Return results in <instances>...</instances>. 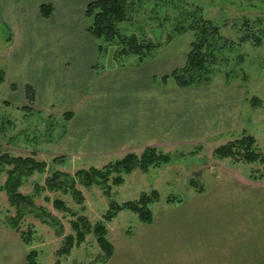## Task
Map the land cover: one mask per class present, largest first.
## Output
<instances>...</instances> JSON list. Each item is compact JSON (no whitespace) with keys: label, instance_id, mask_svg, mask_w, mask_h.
I'll return each instance as SVG.
<instances>
[{"label":"crops","instance_id":"1","mask_svg":"<svg viewBox=\"0 0 264 264\" xmlns=\"http://www.w3.org/2000/svg\"><path fill=\"white\" fill-rule=\"evenodd\" d=\"M90 1L0 0V21L14 29L1 55L5 100L25 104L29 85L42 113L74 112L56 131L55 154L105 163L149 147L215 142L240 126L245 89L158 83L181 66L175 59L96 76L95 43L81 16ZM43 3L54 5L49 19L40 13ZM255 184L219 182L165 210L132 236L113 239L109 264H264V182ZM7 244L0 240V264H19Z\"/></svg>","mask_w":264,"mask_h":264},{"label":"rangeland","instance_id":"2","mask_svg":"<svg viewBox=\"0 0 264 264\" xmlns=\"http://www.w3.org/2000/svg\"><path fill=\"white\" fill-rule=\"evenodd\" d=\"M9 3L13 9L12 3L10 1ZM197 6L202 8L201 11L206 18L220 25L224 36V41L221 42L223 49L216 57L217 63L212 82L234 84L245 89L246 98L240 126L215 142V139H211L198 144L187 143L158 148L164 153L173 154L171 162L152 166L147 171L135 168L125 175L123 184L114 185L112 196L119 204L138 200L143 192L151 193L153 190L158 191L160 198L151 205L154 217L151 223L142 222L139 215L130 210L121 211L107 223L108 236L112 243L113 239L117 240L116 237L124 233L129 237L132 236L136 228L153 224L156 216L165 210L177 208L194 195L205 194L219 182L243 183L248 186L264 182V164L229 158L217 159L213 156L217 148L241 137L244 132L255 136L257 149L264 154V0H143L141 5L137 2L135 11L132 12L133 22H124L121 26L125 33L135 32L142 38L146 37L161 43L155 55L143 63L134 55L121 58L114 55L117 50L116 45H110L107 51L97 53V43L88 34L95 43L96 61L99 65L94 73L96 76L112 74L115 70H133L154 62L174 59L176 66H182L195 40L194 31L188 30L176 34L170 41L166 39L168 34L172 33L176 20L187 12H193ZM84 10L86 11V8ZM81 16L86 17L83 12ZM248 32L261 37V43H257L255 37L243 40L242 37ZM10 36L11 39L14 37L13 27L0 21V71L6 68V61L1 55L10 48L13 41L8 40ZM168 80L171 84L176 83L173 77H169ZM157 81L163 83L165 80L160 76ZM2 85H0V151H9L14 156L36 154L39 160L46 161L50 166L46 173H35L28 178L21 188L23 193H32L36 182L44 184L45 178L53 170L74 173L82 168H101L110 163V161L102 163L97 160L61 159L62 156L54 153V140L58 138L56 131L61 127L65 128V123L68 126V120L53 113H42L36 106L35 94L32 98L33 102H30L31 99L26 95L23 105L7 102L1 93L5 91ZM255 96L260 102H251V98ZM6 180L7 173L3 172L0 175V187ZM193 182L198 183L197 186L192 185ZM203 186L206 190L199 193L197 190ZM80 189L85 199L83 204H79L70 193L61 191L42 193L36 200L37 204L52 214L51 216L59 224L54 226L43 223L33 214L28 213L21 221L18 232L17 227L12 228L9 224V219L17 215L16 208L10 204L6 192L0 189V240L3 239L6 244L8 242V247H14L13 255L19 264H21L20 257L22 264H28L26 257L34 250L38 253V264L106 263V260L102 261L104 252L94 234H89L86 241L74 247L69 255L59 254L63 236H59L56 232L62 225L63 235L72 233V220L77 216L56 209L53 206L55 198L63 199L71 210L78 215L86 216L93 224L103 221L104 215L110 208L109 198L100 187L80 186ZM219 205L220 203L214 207ZM224 208H232V206L224 205ZM52 217H49V220ZM30 227L34 228L33 240L24 243L21 234ZM10 251L13 249L10 248Z\"/></svg>","mask_w":264,"mask_h":264},{"label":"trees","instance_id":"3","mask_svg":"<svg viewBox=\"0 0 264 264\" xmlns=\"http://www.w3.org/2000/svg\"><path fill=\"white\" fill-rule=\"evenodd\" d=\"M137 2L141 5L143 0H92L87 4L85 11L86 30L97 43V53H103L107 51L108 46L116 45L117 50L114 55L121 58L134 55L139 62L143 63L155 55L161 43L146 37L142 38L135 32L125 33L121 26L124 22H133L131 20L132 12L135 11ZM54 10L52 3H43L40 6L41 15L47 19L54 15ZM201 10L202 8L197 6L193 12H187L180 16L173 25L172 33L168 34L166 39V41H170L176 34H182L188 30L195 33V40L191 44V50L185 58V63L175 68L171 73L162 76L165 81L169 77H173L179 88L210 86L213 83V74H215L216 57L223 49L221 42L224 41V36L220 25L206 18ZM254 37L257 43H261V37L256 36L254 33L248 32L242 39L246 40ZM10 39L11 36L8 40ZM98 68L99 65L96 61L94 70H98ZM5 74V70L0 71V85L5 82ZM27 95L31 99L28 100L33 102L34 92L29 85L27 86ZM255 101L260 102V99L256 96L251 98V102L254 103ZM73 115L74 112L69 110L64 114V117L69 121ZM256 145L257 139L255 136L244 132L241 137L232 139L217 148L213 152V156L217 159L229 158L247 163L260 162L264 164V154L257 149ZM60 158L64 159L63 157ZM172 159V153H164L156 147H149L141 154L129 152L123 158L110 162L101 168H82L74 173L57 169L45 178L44 184L36 182L34 191L26 194L21 191V188L25 185L27 179L35 173H46L50 169L49 164L44 160H39L36 154L14 156L9 151H0V175L3 172L7 173V180L0 189L6 192L10 204L16 208L17 212L15 217L9 219V224L12 228L17 227L16 231L18 232L21 221L29 213L43 223L56 226L59 222L36 202L42 193L53 191L70 193L79 204H83L85 199L80 186L86 188L98 186L110 201V208L104 215L103 221L93 224L86 216L78 215L71 210L63 199L55 198L53 206L56 209L77 216L76 219L72 220V233L63 235L64 228L62 225L56 233L63 236V243L59 250L61 256L69 255L74 247L80 246L86 241L89 234H94L104 252L102 261L105 262L106 260L105 264H108L114 254V245L108 236L107 223L123 210L135 212L142 222L151 223L154 218L151 205L160 198L158 191L153 190L151 193L143 192L138 200L119 204L113 199V186L123 184L125 175L131 173L135 168L147 171L152 166L169 163ZM191 184L197 186L198 183L193 182ZM205 190L206 188L203 186L197 191L202 193ZM49 217L52 218L49 220ZM33 231L34 228L30 227L27 231L22 232L21 236L24 243H30L33 240ZM37 257L38 253L34 250L27 255L26 261L28 264H38Z\"/></svg>","mask_w":264,"mask_h":264}]
</instances>
